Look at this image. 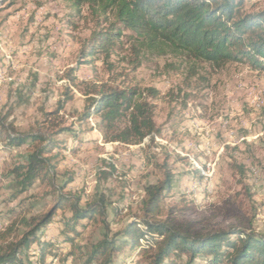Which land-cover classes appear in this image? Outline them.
<instances>
[{"label":"rangeland","instance_id":"374dc122","mask_svg":"<svg viewBox=\"0 0 264 264\" xmlns=\"http://www.w3.org/2000/svg\"><path fill=\"white\" fill-rule=\"evenodd\" d=\"M242 10L263 11L264 0H245ZM105 27L87 5L76 13L65 0H0V116L6 126L0 127V230L16 223L14 236H20L27 229L23 219L48 213L62 192L80 198L83 207L104 198V215L83 220L78 234L69 233L75 245H93L108 229L112 235L141 218L146 187L170 168L173 187L163 200L162 218L172 208L176 220H194L201 230L237 227L264 233V58L256 57L259 66L249 58L218 65L139 51L129 30L110 57L102 52L83 57L80 51L93 30ZM103 85L137 86L145 92L157 128L152 137L139 144L109 140L110 132L98 126L99 115L77 120L87 94ZM66 93L72 99L57 112ZM55 123L77 133L56 136L55 186L37 180L21 191L8 172L32 145L10 146L6 136L13 129L34 132ZM126 123L127 118L121 126ZM69 178L71 183L60 190ZM192 202L195 209L190 210ZM70 214L67 205L59 209L42 237L54 242L58 255L40 262L35 244L30 264H82L87 249L71 246L61 233L59 220ZM147 245L141 239L135 247L126 246L114 264H148ZM186 261L184 254L176 264Z\"/></svg>","mask_w":264,"mask_h":264},{"label":"trees","instance_id":"16d2710c","mask_svg":"<svg viewBox=\"0 0 264 264\" xmlns=\"http://www.w3.org/2000/svg\"><path fill=\"white\" fill-rule=\"evenodd\" d=\"M76 13L87 5L90 14L105 28L93 30L88 42L82 47L83 57H92L98 52L108 58L117 40L129 30L134 36V45L158 54H177L194 61L216 64L238 61L244 58L259 66L257 56L264 58V10L244 12L245 0H65ZM70 80L75 81L74 70ZM154 95L157 91L149 89ZM59 102L57 112L72 99ZM87 105L77 119L88 121L93 115L100 116L99 127L109 140L139 144L157 131L153 119V105L145 92L137 86H95L87 94ZM47 114V121L48 116ZM127 118V123L121 122ZM5 117L0 116V127L6 129ZM53 125V124H52ZM55 125V126H54ZM46 129L34 132H9L6 136L10 146L20 147L26 143L32 149L22 156V161L9 172L21 186V191L30 189L37 180H46L55 186L56 136L65 132L77 133L70 126L55 123ZM53 129V130H52ZM107 134V133H106ZM174 174L170 168L164 171L162 180L146 187L143 201V216L129 221L120 231L104 237L93 245H75L73 236L77 226L97 214L103 216L106 209L104 198L83 207L80 198L73 199L63 192L58 195L54 207L46 214L24 220L27 229L15 237L17 224L12 223L0 230V264H30L33 245L37 244L40 262L51 254L57 256L54 242L43 239L46 228L57 211L67 205L70 216H62L64 240L78 249H87L81 255L82 264H114L126 246L135 247L141 239L147 246L143 250L148 264H176L182 255L186 264H264V233L244 231L237 227L229 230H201L197 222L183 224L173 217L171 208L164 219L163 200L172 190ZM69 178L59 189L63 191L71 183ZM190 210L195 209L194 203ZM189 209V208H188ZM157 237L154 241L153 237ZM232 237H235L232 239ZM151 239V241H150Z\"/></svg>","mask_w":264,"mask_h":264},{"label":"bare ground","instance_id":"6f19581e","mask_svg":"<svg viewBox=\"0 0 264 264\" xmlns=\"http://www.w3.org/2000/svg\"><path fill=\"white\" fill-rule=\"evenodd\" d=\"M34 264H36V263L34 262Z\"/></svg>","mask_w":264,"mask_h":264},{"label":"built area","instance_id":"2783aa9c","mask_svg":"<svg viewBox=\"0 0 264 264\" xmlns=\"http://www.w3.org/2000/svg\"><path fill=\"white\" fill-rule=\"evenodd\" d=\"M37 264V263H36Z\"/></svg>","mask_w":264,"mask_h":264}]
</instances>
